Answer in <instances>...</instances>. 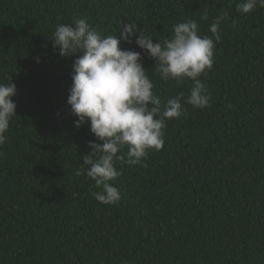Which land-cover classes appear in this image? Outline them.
<instances>
[{
    "label": "trees",
    "instance_id": "16d2710c",
    "mask_svg": "<svg viewBox=\"0 0 264 264\" xmlns=\"http://www.w3.org/2000/svg\"><path fill=\"white\" fill-rule=\"evenodd\" d=\"M239 2L0 0V84L17 88L0 146V264H264V8L242 14ZM224 12L214 66L199 77L211 107L187 104L191 79L164 81L134 38L121 42L141 52L154 93H183L186 111L142 164L120 150L110 183L121 199L98 202L83 159L103 141L90 122L75 126L67 101L82 53L60 55L56 26L84 18L106 37L135 22L155 43L195 20L215 42L210 25Z\"/></svg>",
    "mask_w": 264,
    "mask_h": 264
},
{
    "label": "clouds",
    "instance_id": "9594fccd",
    "mask_svg": "<svg viewBox=\"0 0 264 264\" xmlns=\"http://www.w3.org/2000/svg\"><path fill=\"white\" fill-rule=\"evenodd\" d=\"M257 7L264 8V0H240L236 4V10L242 14ZM228 18L227 12L214 17L209 30L215 42L199 34L195 20L173 25L171 38H159L155 43L153 36L146 35L135 22L124 23L118 36L106 37L84 18L56 26L50 37L60 55L82 53L73 63V83L67 101L72 114L78 117L75 126L90 122L91 132L103 141H89L92 152L83 159L90 166L87 176L101 189L92 193L98 202L112 205L121 199L118 188L110 183L121 174L115 167L116 160L124 159L118 155L120 150L127 146V163L142 164L150 150L163 149L166 121L178 119L186 111L181 103L183 93L166 102L154 93L155 86L143 66L141 52L123 49L121 42L132 43L134 38L135 44L157 61L155 70L164 81L182 83L191 79L193 87L187 104L211 107V93L199 77L214 66V49L222 39L220 25ZM203 19H208L207 13ZM16 94L13 81L0 84V146L6 143L5 133L17 114L12 99Z\"/></svg>",
    "mask_w": 264,
    "mask_h": 264
}]
</instances>
